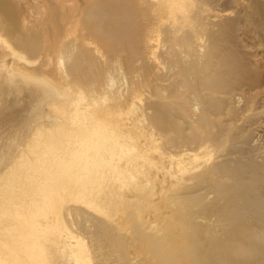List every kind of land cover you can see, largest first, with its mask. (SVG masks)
<instances>
[{
  "label": "rangeland",
  "instance_id": "obj_1",
  "mask_svg": "<svg viewBox=\"0 0 264 264\" xmlns=\"http://www.w3.org/2000/svg\"><path fill=\"white\" fill-rule=\"evenodd\" d=\"M89 2L0 0V95L8 92L5 99L0 96L5 106L0 108V175L13 167L22 173L21 157L64 160L83 151L102 160V179L78 187L88 193L107 234L75 215L39 217L36 237L47 264H156L143 236L152 235L147 226L158 223L163 250L179 264L187 263L181 251L177 254L178 246L192 245L191 225L198 236L207 228L246 244L248 229H264L256 213L262 196L258 179L264 182V0H134L148 29L138 37L142 58L106 59L92 42L87 50L101 78L79 86L72 84L64 65L70 58L64 60L61 50L69 47L76 55L82 44L77 40L86 43L78 18ZM101 21L105 24L99 18L92 25ZM18 40L25 45L17 47ZM32 40L40 48L35 55L26 47ZM214 76L224 89L206 85ZM96 121L114 138L98 156L84 143ZM59 122L70 133L67 138L56 136ZM80 167L74 170L81 172ZM188 169L198 173L186 181L178 178ZM44 173L38 170L32 180L22 177L0 190L9 201L7 208L0 203V213L13 206L30 213L28 201ZM204 178L231 183L235 191L224 203L236 218H186L176 210L188 193L205 202L214 198L199 184ZM8 227L12 221L0 215V238Z\"/></svg>",
  "mask_w": 264,
  "mask_h": 264
},
{
  "label": "bare ground",
  "instance_id": "obj_2",
  "mask_svg": "<svg viewBox=\"0 0 264 264\" xmlns=\"http://www.w3.org/2000/svg\"><path fill=\"white\" fill-rule=\"evenodd\" d=\"M133 1L90 0L89 4L81 10L82 13H80L78 22L85 32L84 42L86 43L77 40L82 44H78V53L76 55L69 53V47H64L61 50L64 60H69L70 58V64L64 63V65L66 66L67 73L72 77V84L81 86L90 81L94 76H97L98 79L101 78L100 72L97 71V63L87 50V45L92 42L95 43L96 49L106 56V59H108L107 57L120 58L122 54L128 57L132 55L137 60L142 58V54L138 52V37H144L145 33L148 32L146 22L140 23L141 19L144 20L146 16L143 15L142 18L138 9L134 7ZM99 18L105 20V24H102L103 21H101L98 24L93 23L92 25V22ZM22 45L24 46L25 44L22 40H18L16 46ZM26 47L28 52H31L33 55L37 54L40 50L36 40L29 42ZM51 55L52 53H48L47 56L50 57ZM123 61L126 63L127 69L131 67L127 60ZM206 85L213 91H219L225 87L223 80L216 76L209 77ZM25 92L23 91L21 94ZM2 94L4 95L0 96L3 97L2 99H5L8 92L3 90ZM28 94L30 93L28 92ZM8 99L15 101L12 98ZM3 107L5 106L0 105V108ZM163 114H165L164 108L159 107L157 115L162 116ZM192 116L194 115L192 114ZM55 134L57 137L67 138L70 133L65 130V124L59 122V128ZM93 134L96 135V139L99 136L97 141L90 140ZM84 137L86 147L97 153V156L108 145L114 143V138L107 135L105 127L97 121L94 122L90 131L85 133ZM36 141L40 142L39 139ZM49 148L50 146L46 144L45 149ZM77 164H80L81 172L74 170ZM17 165L22 169V173L14 171L13 167L4 176L0 175L1 191L9 189L14 183H19L22 177L23 179L32 180V178H35L38 170H44L45 173L42 179H36L33 197L28 201L30 213H24L20 208L21 206L9 207L5 211L1 210L0 215L9 218L13 223V227L5 228L4 237L0 238V264H38V260H41L42 264H47L49 259L44 254V250L37 240L36 232L40 229L38 218L41 217L46 221L49 213H55L62 218L65 213L68 216L75 215L73 216L75 219L80 218L81 221L90 220L95 227H100L104 230V222L101 221L102 219H98L99 214L95 206L90 204L87 199L88 193H82L78 187V183L80 182H96L102 179L101 158H88L83 151H80L75 156L64 160L53 159L45 161L39 156L31 158L21 157ZM180 172L178 178H181L182 181L194 178V174L198 173L194 169H188L186 172L181 170ZM250 182L252 184L257 183L255 180H251ZM203 183L206 184L205 186L209 191L214 193V198L209 202H205L202 198L190 197L188 193V197L178 200L176 210L186 218L200 216H206L207 218L214 217L215 215L218 219L223 217L236 218L234 210H231L224 203L225 197H229L235 191L231 187V183L223 180L206 183L205 178L199 182L200 185ZM258 185L260 187L262 185V188L259 189L262 196L256 200V204L260 208V211H262L264 210V182L258 179ZM8 202L5 196L0 195V203L5 204L4 208H7ZM89 209L91 210L90 212L88 211ZM260 211H256V213H258V217L264 219V215ZM259 223H264V221ZM161 230H163V226L159 223L150 227L147 226V231L153 233L152 235L143 236L148 251L153 256L156 264H179L175 262L170 252L163 250L164 246L162 243L165 239L157 237L158 235L156 234L159 231L161 232ZM188 230H190L188 237H190L192 245L186 248H179L178 246L179 254H177L176 250L174 251L177 255H180V251L184 254L187 260L186 264H232V261H237L238 264H264V229L251 231L248 229V236L245 239L247 241L244 245L243 243L239 245L233 241L231 235L229 238L227 234L220 231L218 233L215 231L208 232V229L205 228V231L198 236L199 232L195 225L189 226ZM225 235L227 236L224 237ZM79 241L82 249L86 251L84 242L81 239ZM174 244L179 245V243ZM232 254L234 259H232Z\"/></svg>",
  "mask_w": 264,
  "mask_h": 264
}]
</instances>
